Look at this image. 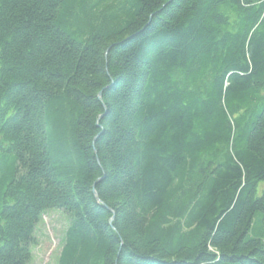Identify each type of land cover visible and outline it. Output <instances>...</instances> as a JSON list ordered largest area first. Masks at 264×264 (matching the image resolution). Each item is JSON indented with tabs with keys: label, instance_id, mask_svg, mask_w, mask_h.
Masks as SVG:
<instances>
[{
	"label": "trees",
	"instance_id": "obj_1",
	"mask_svg": "<svg viewBox=\"0 0 264 264\" xmlns=\"http://www.w3.org/2000/svg\"><path fill=\"white\" fill-rule=\"evenodd\" d=\"M264 264V0H0V264Z\"/></svg>",
	"mask_w": 264,
	"mask_h": 264
},
{
	"label": "rangeland",
	"instance_id": "obj_2",
	"mask_svg": "<svg viewBox=\"0 0 264 264\" xmlns=\"http://www.w3.org/2000/svg\"><path fill=\"white\" fill-rule=\"evenodd\" d=\"M67 227L68 218L62 211H49L43 217L37 226L39 245L34 250L31 264H56Z\"/></svg>",
	"mask_w": 264,
	"mask_h": 264
}]
</instances>
